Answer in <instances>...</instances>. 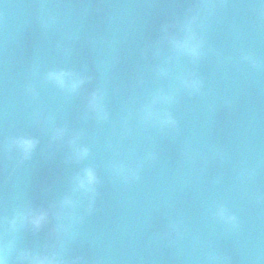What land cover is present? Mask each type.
Listing matches in <instances>:
<instances>
[{
    "label": "water",
    "instance_id": "1",
    "mask_svg": "<svg viewBox=\"0 0 264 264\" xmlns=\"http://www.w3.org/2000/svg\"><path fill=\"white\" fill-rule=\"evenodd\" d=\"M0 258L264 264V0H0Z\"/></svg>",
    "mask_w": 264,
    "mask_h": 264
},
{
    "label": "clouds",
    "instance_id": "2",
    "mask_svg": "<svg viewBox=\"0 0 264 264\" xmlns=\"http://www.w3.org/2000/svg\"><path fill=\"white\" fill-rule=\"evenodd\" d=\"M181 46H185V45H181ZM193 54L196 53V48L193 46L190 49ZM68 76V73L65 72H57V71H52L48 73V79L55 82L56 84L60 85L61 87L65 86L66 83V77ZM78 86V84L76 82H73L71 84V88L74 90L76 87ZM98 104V100L96 97H93L92 100V106L95 107ZM15 143L17 144V146L24 151L26 154L31 152V150L35 147V141L30 139V138H26V137H21L18 138ZM88 154V150L86 148L80 149L78 151V155L80 156H86ZM96 183V175L94 173V171L92 169H87L85 170L84 174L82 177L78 178V187L80 189H83L84 191H91L92 190V186ZM44 217L43 215H40L37 219H36V223L39 224L41 220H43ZM0 264H6L5 260L3 258H0ZM42 264V262H41Z\"/></svg>",
    "mask_w": 264,
    "mask_h": 264
}]
</instances>
